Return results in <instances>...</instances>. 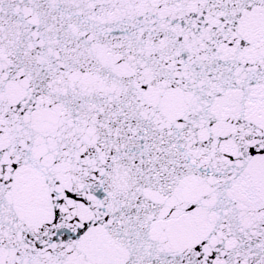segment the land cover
I'll list each match as a JSON object with an SVG mask.
<instances>
[{
    "label": "snow or ice",
    "instance_id": "obj_1",
    "mask_svg": "<svg viewBox=\"0 0 264 264\" xmlns=\"http://www.w3.org/2000/svg\"><path fill=\"white\" fill-rule=\"evenodd\" d=\"M0 264H264V0H0Z\"/></svg>",
    "mask_w": 264,
    "mask_h": 264
}]
</instances>
